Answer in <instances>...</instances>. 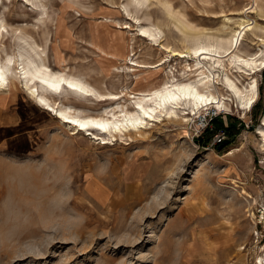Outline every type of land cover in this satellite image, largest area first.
I'll return each mask as SVG.
<instances>
[{
    "label": "rangeland",
    "instance_id": "obj_1",
    "mask_svg": "<svg viewBox=\"0 0 264 264\" xmlns=\"http://www.w3.org/2000/svg\"><path fill=\"white\" fill-rule=\"evenodd\" d=\"M0 20V61H16L14 83L0 91V264H260L264 67L253 72L257 99L247 109L208 60L225 107H180L178 118H147L129 139L102 129L73 134L29 95L21 64L33 46L50 70L119 97L85 102L71 93V105L92 115L136 110L140 95L131 92L200 78L186 53L193 38L226 39L247 20L238 53L263 58L264 0H0ZM222 61L240 88L249 86ZM215 117L223 129L203 147L196 139L210 136L203 132ZM217 134L225 137L218 147Z\"/></svg>",
    "mask_w": 264,
    "mask_h": 264
},
{
    "label": "bare ground",
    "instance_id": "obj_2",
    "mask_svg": "<svg viewBox=\"0 0 264 264\" xmlns=\"http://www.w3.org/2000/svg\"><path fill=\"white\" fill-rule=\"evenodd\" d=\"M146 1L144 0V2ZM251 24L247 20H242L238 24V30L233 31L230 37L226 39L211 36H204L203 39L193 38L191 47L187 48L188 52L186 53L195 57L197 64L195 71L199 70L200 78L194 81L190 79L184 81L172 80L153 89L138 91V93H134L133 91L131 93L140 95L134 101L136 108H138L136 110L135 108L130 110L128 107L125 108L124 105H121V107L119 106L120 109L118 107H111L110 109H105L100 114L92 115L89 113V108L71 105L66 101L68 99L65 98L71 93H73L74 99L76 96L79 98V101L85 102L92 99L89 96H93L99 99V101H106L108 99L118 100L119 97H117L118 94L101 92L92 88L76 76L50 70L33 46H29L32 55L27 57L21 64L23 80L29 95L47 108L45 110L48 112L51 110L56 118L71 126L73 134L91 129H98V131L102 129L109 133L111 137H116V133H119V138L129 137L130 139L133 134L143 133V126L149 123L146 120L147 118L159 120L166 115L171 122L174 118H178L176 109L180 107L184 108L183 110L191 107L194 113L195 111L199 112L202 107L213 104H216L217 107H225V104L222 102L223 99L219 98V95H216V92L211 90L215 88L217 83L219 84V81L214 82L215 74L218 71L214 67L212 69L208 68L206 65L208 60H214L217 65L223 68L224 79L220 83L226 87L227 91H231L234 97L239 99L244 108L252 106L257 99L258 87L257 80L254 77L255 73L253 72L258 67H264V57L259 58L260 55L257 53L252 54L250 57H242L238 53L239 46L246 37L247 32L252 28L250 27ZM4 28L5 26L0 20V45L1 39L4 36ZM141 32L143 36L147 35L154 38L153 32L149 29L141 27ZM167 51L172 52L173 56H178L179 58L186 57L184 52L169 49ZM123 53L124 49L115 45L114 56L121 57ZM225 57H228L230 64L235 65L238 73L245 74L250 78L251 82L248 87L240 88L237 83V77L228 75L224 61H222ZM15 65L16 61L12 57H7L4 62L0 61V91L9 86L10 83H14V81H9V76L15 74ZM207 72L209 75H207ZM68 85H73V87L70 88ZM200 86L202 89H200ZM38 89H40L39 92ZM183 114L184 117L181 118V121L187 122L186 113L183 112ZM92 125H101V127H93ZM259 133L263 134L264 137V130L262 128L259 129ZM96 139H98L97 136ZM105 139L101 138V140ZM263 261L264 258H260L258 263L263 264Z\"/></svg>",
    "mask_w": 264,
    "mask_h": 264
},
{
    "label": "trees",
    "instance_id": "obj_3",
    "mask_svg": "<svg viewBox=\"0 0 264 264\" xmlns=\"http://www.w3.org/2000/svg\"><path fill=\"white\" fill-rule=\"evenodd\" d=\"M210 124L211 125H214V128H213V130H209V128H206L205 129V131L203 132V133H205L206 135H210V136H207V138H203V139H201V137H199V138H197L196 139V141L199 143V144H201L203 147H205V146H207V144L209 143V141H210V137H211V134H214V130H220V129H223V128H221V127H223V126H221L222 125V123L219 121V118H212L211 120H210ZM225 129V131L227 132V130H229L230 131V128L229 129H226V128H224ZM221 145V143L220 144H217L216 146L218 147V146H220Z\"/></svg>",
    "mask_w": 264,
    "mask_h": 264
},
{
    "label": "built area",
    "instance_id": "obj_4",
    "mask_svg": "<svg viewBox=\"0 0 264 264\" xmlns=\"http://www.w3.org/2000/svg\"><path fill=\"white\" fill-rule=\"evenodd\" d=\"M203 119H205V118H203ZM201 125H202V128H205L207 125H206V123L204 122V121H201ZM224 135L223 134H217V135H215V138H214V140H213V144L214 145H217V144H220V143H222L223 141H224ZM260 242L263 244V246H264V236L262 237V236H260Z\"/></svg>",
    "mask_w": 264,
    "mask_h": 264
},
{
    "label": "snow or ice",
    "instance_id": "obj_5",
    "mask_svg": "<svg viewBox=\"0 0 264 264\" xmlns=\"http://www.w3.org/2000/svg\"><path fill=\"white\" fill-rule=\"evenodd\" d=\"M68 87L72 88L73 85H68ZM75 123V122H74ZM83 126V125H82ZM93 127H101V125H92Z\"/></svg>",
    "mask_w": 264,
    "mask_h": 264
}]
</instances>
